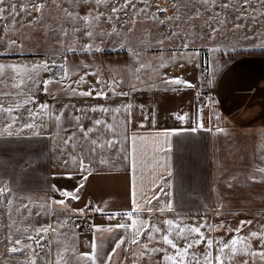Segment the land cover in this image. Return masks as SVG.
<instances>
[{"label":"crops","instance_id":"1","mask_svg":"<svg viewBox=\"0 0 264 264\" xmlns=\"http://www.w3.org/2000/svg\"><path fill=\"white\" fill-rule=\"evenodd\" d=\"M163 35L154 46L131 49L135 58L115 45L62 57L21 53L6 50L19 44L0 36V108L12 109L0 112V177L13 190L36 191L35 200L38 192L41 201L48 197L49 206L48 200L40 206L49 209V219L82 213L88 225L98 224L94 235L125 224L115 238L129 236L126 249L137 228L135 239L151 245L143 224L155 218L158 228L184 230L199 244L214 231L247 233L254 238L247 253L255 255L258 234L264 240V52L239 50L264 48L220 51L185 40L171 48ZM113 49L122 52H103ZM24 55L31 64L19 62ZM176 79L183 83H171ZM49 80L55 82L46 92ZM56 143L63 163L81 159L76 169L61 164L54 172ZM65 144L76 154L67 155ZM28 158L33 164L22 170ZM193 227L204 237L190 232ZM179 245L153 242L148 255L166 256L169 248L176 254Z\"/></svg>","mask_w":264,"mask_h":264},{"label":"rangeland","instance_id":"2","mask_svg":"<svg viewBox=\"0 0 264 264\" xmlns=\"http://www.w3.org/2000/svg\"><path fill=\"white\" fill-rule=\"evenodd\" d=\"M30 2L31 0H6L5 4L0 5L5 9L0 13V36L19 44L12 48L7 47L6 50L62 57L67 52H87L90 49L115 45L130 49L132 57L135 58L139 56L135 50L154 46L157 41H153L158 38L157 34L163 33L165 45H172L171 48L184 42L194 45L203 43L213 50L220 51L233 46L264 48V0H246L247 6L245 0H236V4L230 3V0H216V4L211 6L196 4L201 16L196 17L189 25H180L188 28L183 36H174V28L176 32H179L180 28L168 22L170 17L176 15L178 0H128L126 11L122 10L126 0H35V4H43L45 7L40 11H28ZM219 4H226L228 7L220 8ZM12 5H15L14 12L11 10ZM145 7L147 12L141 13L139 10ZM113 8L121 10L113 12ZM216 13L224 19L223 25L213 22L212 18ZM185 14L184 11L181 12L182 16ZM187 14L195 16V11ZM152 17H155V20ZM157 21H164L165 24ZM206 21L208 27L204 28L202 26ZM212 29L216 31L213 32ZM90 31L93 33L91 37L87 35ZM88 45H91V48L86 47ZM29 56L31 55L21 56L19 62L31 64L28 61ZM65 147L67 155L76 151V148L69 144H65ZM52 154L54 172L59 168L73 171L77 163H81L78 158L65 159L63 163L62 144H54ZM74 154L76 153L72 155ZM29 161L31 160L28 158L19 164L22 170L33 164ZM61 164L64 167H55ZM41 168L46 172L47 163ZM11 185L10 180L8 182L3 176L0 177V264H132V258L134 264H153L157 258L162 264H197L192 257L193 252L198 256V264H218L216 257L219 254L217 248L220 242H230L233 239L237 240L236 245L229 243L225 252L220 254L224 264H264V245H259L264 243L261 233L256 240L258 246L255 255L247 253L249 247L252 248L254 238H248L247 233H239L237 237L231 230L229 234L214 231L211 236L207 233L203 244L195 245L185 253L186 243L196 239L184 230L174 232L173 229L168 231L162 226L158 228L157 225L162 223L150 218L143 227L151 245L148 242L149 247L143 248L139 236L136 239L138 242L133 243L131 249H126L124 243L129 236L116 239L118 227L112 228L113 226L109 225L103 228L104 234L95 236L94 230L98 233L100 229L98 224L88 225L89 222L84 216H79L80 223H75L73 215L58 214L49 219V209L40 206L42 202L47 206V200L49 206L48 197L41 201V192H38V201L35 200L36 191L13 190ZM246 225L250 226L249 223ZM42 228H48L49 231H37ZM160 231L177 244L176 248L180 247L181 243V251L177 250L175 254V248H169L166 256L161 252L159 257L148 255L152 251L153 242L162 244L165 241ZM179 233H183L187 241L181 240ZM207 239L213 241L211 249L205 246ZM117 242L120 243L119 247H115ZM245 243L248 246L236 247ZM93 253H96L95 260L91 259Z\"/></svg>","mask_w":264,"mask_h":264},{"label":"snow or ice","instance_id":"3","mask_svg":"<svg viewBox=\"0 0 264 264\" xmlns=\"http://www.w3.org/2000/svg\"><path fill=\"white\" fill-rule=\"evenodd\" d=\"M6 3V0H0V5H3ZM230 3H233V4H236V0H230ZM178 4L179 6L176 8V15L174 17H170L169 18V23H174L176 25L177 28H180V31L179 32H176L175 31V28L173 30V35L174 36H183L185 35L186 31H188V28L187 27H180V25H189L191 24L194 19L196 17H200L201 16V13L199 11L198 8H196V4H200V5H203V6H211V5H215L216 4V0H178ZM220 8H227L228 5L226 4H219L218 5ZM245 6H247L246 4V0H245ZM45 7V5L43 4H35V0H31L29 6H28V11H40L41 9H43ZM127 7H128V0H126L125 2V5L123 6V9L124 11L127 10ZM237 7H239V5H237ZM11 10L14 12L15 11V5H12L11 6ZM118 10H121V9H117V8H113V12H117ZM206 10H207V7H206ZM5 11V9L3 7H0V13H3ZM141 13H146L147 12V7L145 8H141L139 10ZM184 11L186 14L185 15H181V12ZM191 11H195V16L191 15V14H187L188 12H191ZM153 20H155V17H152ZM213 22L214 23H219L221 25H223L225 23L224 19L222 17H220V14L219 13H216L215 16L212 18ZM179 22V23H177ZM157 23H160V24H165L164 21H157ZM166 26V25H165ZM204 28H207L208 27V22L206 21L205 24L202 26ZM116 29L114 28L113 29V32H115ZM213 32L216 31V29H212ZM92 32H88L87 35L88 36H92ZM88 48H91V45H88L86 46ZM183 47H187V44L183 45ZM45 67L47 68L48 65L45 64ZM0 77H2V73H0ZM55 81H52V80H49V81H45V91L47 92V85L50 84V83H54ZM171 83H183V81L179 80V79H176V80H173L171 81ZM16 87H19V85H16ZM82 95H91L90 92H84V93H81ZM97 95H102V93H98ZM41 107H47L46 105H41ZM95 110V109H93ZM12 109H3V108H0V112H11ZM34 118V116L32 117ZM14 119H16L14 117ZM78 119V118H77ZM97 123H99V121H97ZM27 127H32L31 124H27L26 125ZM195 130V129H193ZM111 143V142H110ZM106 161L104 160H101V163H105ZM83 166V165H82ZM82 187V185H81ZM2 194V193H0ZM64 195L65 196H74L75 193L74 192H70V191H65L64 192ZM61 203H63L61 201ZM82 211V210H80ZM124 215H132V213H124ZM169 223H171V221H169ZM118 228H125L126 225L125 224H119L117 225ZM38 232H47L49 231L48 228H42V229H38L37 230ZM190 232L192 233H197L199 235V237L203 238L204 237V233L200 230L199 227H193V228H190L189 229ZM140 234V229L137 228L136 229V232L134 234V237H133V243H137L138 241L135 239V236L136 235H139ZM180 235V239L183 240V241H187V237L184 236L183 233H179ZM252 236H256L257 234L256 233H251ZM31 238V237H29ZM163 239L170 245H172L173 248H176V244L173 242L172 239H170L167 235H165L163 237ZM202 240L201 239H198L196 241H193L191 243H186V246H185V249H184V252L187 253V251L189 249H192L194 248L195 245H198L199 243H201ZM16 243H19V241H16ZM212 243L213 241L211 239H207V244H208V248L211 249V246H212ZM229 243L231 245H236L237 243V240L236 239H233L232 241L230 242H223L221 241L220 242V246L217 248V252L219 253L216 257V260L218 261V264H224V261L222 259V256L220 254H223L225 252V249L229 247ZM117 247H119V245H117ZM179 251V249H177ZM154 251H159V249H154ZM233 255H235V252H233ZM192 257L194 260L197 261V264H198V256L195 252L192 253ZM92 260H95L96 259V253H93L92 254V257H91ZM166 259H169V257H166Z\"/></svg>","mask_w":264,"mask_h":264},{"label":"trees","instance_id":"4","mask_svg":"<svg viewBox=\"0 0 264 264\" xmlns=\"http://www.w3.org/2000/svg\"><path fill=\"white\" fill-rule=\"evenodd\" d=\"M243 51H246V52H264V49H250V50H239V52H243ZM104 53H107V54H114V53H121L122 50L120 49H113V50H104L103 51ZM82 53H86V52H82ZM207 59L205 58V67H207ZM103 71L106 72L105 68H103Z\"/></svg>","mask_w":264,"mask_h":264},{"label":"built area","instance_id":"5","mask_svg":"<svg viewBox=\"0 0 264 264\" xmlns=\"http://www.w3.org/2000/svg\"><path fill=\"white\" fill-rule=\"evenodd\" d=\"M74 214H76V215H78L77 216V218L75 219V223H80V218H79V216H82V213L81 214H77V213H74ZM85 214V213H84Z\"/></svg>","mask_w":264,"mask_h":264}]
</instances>
